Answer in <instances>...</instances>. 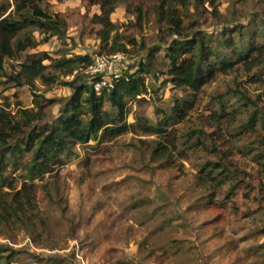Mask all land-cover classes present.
Listing matches in <instances>:
<instances>
[{"label":"rangeland","instance_id":"374dc122","mask_svg":"<svg viewBox=\"0 0 264 264\" xmlns=\"http://www.w3.org/2000/svg\"><path fill=\"white\" fill-rule=\"evenodd\" d=\"M42 5L66 19L65 35L51 36L29 52L98 54L100 40L91 24L92 15L100 12L98 5L87 7L82 0H49ZM217 7L219 16L215 17L203 12L211 9L208 2L200 5L199 12L190 6L189 23L205 30L213 46L218 47L220 39L231 34L228 29L237 25H244L247 35L255 33L258 40L264 39V0H220ZM111 18L120 31L134 34L136 40L122 60H113L120 75L137 60L141 47L144 50L158 43L160 26L152 15L143 21L141 30H136L131 25L135 15L126 10L124 1ZM225 27L227 34L222 36ZM232 33L238 35L239 31ZM34 34L37 40L43 37L38 31ZM16 63L8 60L7 71ZM234 77L219 75L206 87L199 109L179 127L208 129L201 114L210 115L217 107L216 95L223 93L229 129L240 133L238 145L252 143L264 134V87L240 76V88L254 100L246 103L228 90L236 85ZM163 78L148 77V92L129 100L130 123L135 124L138 115L155 120V108L171 103L177 90L170 83L161 86ZM3 87L0 85V106L14 113L19 106L34 108L33 91L47 98L71 93L66 85L57 83L48 88L39 79L35 88ZM43 103L48 116L58 115L59 104ZM254 110L257 118L251 128L249 117ZM153 137L130 130L98 144L91 140L90 146H78L77 153L64 164H56L52 172L36 179L41 221L36 219L35 238L20 227L0 233V243L15 250L10 261L1 264H264V248L258 247L264 243V189L259 188L257 164L238 154L241 167L251 173L248 185L240 184L226 198L228 184H224L221 190L216 188L213 204L206 205V197L215 188L200 183L196 173L207 161L208 151L182 145L187 156L173 167H161L150 159L146 144L141 142ZM5 174L18 187L27 175L22 168L13 172L12 166Z\"/></svg>","mask_w":264,"mask_h":264},{"label":"trees","instance_id":"16d2710c","mask_svg":"<svg viewBox=\"0 0 264 264\" xmlns=\"http://www.w3.org/2000/svg\"><path fill=\"white\" fill-rule=\"evenodd\" d=\"M43 1L49 0H13L12 4L0 0V85L35 88L39 79L48 88L57 83L66 85L71 93L47 98L33 91L34 108L19 106L16 113L5 105L0 106V233L7 234L20 227L35 238L36 219L41 221L36 179L52 172L56 164H64L77 153L78 146H90L91 140L98 144L130 130L154 135L141 142L146 144L150 159L161 167L177 165L178 160L187 156L185 147L208 151L207 161L196 173L200 183L215 188L206 197V205L213 204L216 188L221 190L224 184H228L226 198L240 184L248 185L251 173L241 167L238 154L257 164L259 188L264 189V134L252 143L238 145L240 133L229 129L223 93L216 95L217 107L211 109L210 115L201 114L208 129L179 127L199 109L206 87L219 75H235L236 85L228 90L236 92L246 103L254 100L240 88V76H247L249 81L264 87V39L258 40L255 33L247 35L244 25H237L228 29L231 34L220 39L217 47L211 44L205 30L189 23L191 5L199 12L200 5L208 2L211 9L203 12L218 17L220 0H82L87 7L100 8L91 17L92 32L100 40L98 54L126 53L131 51L129 46L136 45L134 34L120 31L111 18L122 1L126 10L135 15L131 25L136 30H141L143 21H149L152 15L160 26L158 43L144 50L141 47L140 57L129 69L111 78V84L100 93L95 91L93 83L100 80L101 74L90 77L85 72L92 55L29 52L51 36L65 35L66 19L44 7ZM226 27L221 31L222 36L227 34ZM35 31L43 35L41 40H37ZM235 31H239L238 35L232 33ZM8 60L17 62L10 71L6 68ZM150 76L156 80L164 76L161 86L170 83L177 93L167 107L155 108V120L138 115L132 124L127 119L128 102L148 92ZM43 101L48 105L59 104L58 115L48 116ZM256 118L257 110H254L249 117L251 128ZM262 119L264 125V113ZM27 154L29 157L24 160ZM9 166L13 172L22 168L27 173L19 187L5 174ZM258 247L264 248V243ZM4 252L9 254L3 255ZM14 252L6 243H0V264L3 260L9 262Z\"/></svg>","mask_w":264,"mask_h":264},{"label":"built area","instance_id":"2783aa9c","mask_svg":"<svg viewBox=\"0 0 264 264\" xmlns=\"http://www.w3.org/2000/svg\"><path fill=\"white\" fill-rule=\"evenodd\" d=\"M124 57L123 52H117L110 56L104 54H95L92 56V62L85 69V72L91 77L101 74L100 80L93 83L97 93H100L103 87L111 84V78L118 76L115 70L116 68L113 65V60H122Z\"/></svg>","mask_w":264,"mask_h":264}]
</instances>
